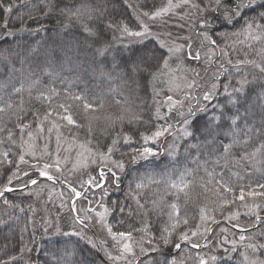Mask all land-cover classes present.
<instances>
[{"label":"trees","instance_id":"1","mask_svg":"<svg viewBox=\"0 0 264 264\" xmlns=\"http://www.w3.org/2000/svg\"><path fill=\"white\" fill-rule=\"evenodd\" d=\"M10 2L15 5L12 13H5L0 8V53H4L0 56V95L5 98L12 95L14 109L0 119V127L7 125L16 131L17 135L13 137L15 144H0V153L10 151V158L14 163L17 162L18 155L23 152L22 138L15 125L18 122H32L31 128L25 131L23 137L28 131L35 129L37 123L33 111L38 110L40 116H44L49 108L48 104L37 99V96L41 91L48 93L55 89L57 95L52 97L54 111L49 120L44 121V127L52 126L54 121L61 125L58 131L65 138L79 142L89 141L94 148L105 154L108 148L112 147L113 160L124 161V171L121 174L116 172L119 176L118 182L113 181L109 173L103 189L85 184L87 191L77 199V207L81 205L87 209L100 210L106 206L112 210L107 222L113 226V230L131 231L134 242L142 241L144 246L150 249L148 253L138 256L133 264H171L173 260L176 264H199L195 255L191 257V262L183 258L190 259V254L183 256L189 241H185L179 249L175 248L174 244L183 242L178 238L179 233L187 232L191 237L192 232L198 230L202 208L206 210L207 215L215 219V222L210 220L212 225L216 223L210 237L216 234L220 225L230 228L239 224L242 228H247L258 223L252 233L259 232L264 225V197H246L245 201L236 200L234 203L225 204V199L230 198L232 194L220 188V184L226 183L238 195L240 188L247 191L249 186L256 188L258 183H264V155L257 154L249 160H241L243 151L239 146L233 147L228 155L223 153L220 146L231 143V121L228 117L237 113L244 119L237 122L239 127H233H237V131L245 126L254 128L255 139H259L260 130L264 127V75L259 76L261 74L249 66L253 72L248 76L250 78L246 77L249 81L244 84L243 91L235 93L231 86L240 88L238 79L243 75L235 67L222 64L218 79L219 92L208 102L205 111L191 118L188 131L193 135L184 136L178 142L177 149L171 152L164 148L170 133L161 136L159 144L157 138L155 141L150 139L147 144L143 139L152 137L161 126L169 125L166 116L161 119L156 113L151 87L153 77L148 72L132 75L128 73L133 62L146 51L157 58L150 61V71L157 73L163 65V60L159 58L166 59L167 51L153 38L144 39L128 47L116 45L117 30L120 29L121 23L127 24L134 31L141 30L134 14L137 5L143 10L151 11L153 5L160 7L166 0ZM82 5L96 9L94 18H76L71 15ZM247 15L253 16L255 13L248 12ZM5 22L8 24L7 29L4 28ZM109 23L114 27H108ZM85 25L97 35L89 36L84 30ZM239 30L240 24L228 25L215 21L212 26V38L217 39V43L223 48L225 39L220 35ZM102 47L108 49L103 56L97 52ZM262 47L264 45L259 43L253 44L251 48L246 46L241 49L245 51L244 54L234 56L233 59L237 61L245 57L254 58L255 53ZM30 78L39 80L31 94L25 90L21 95H15L13 88L19 87L21 82L27 84ZM226 86L232 89L231 97L228 93H223ZM75 94L84 96L89 102L102 103V107L86 112L80 101L70 98ZM21 103L22 109L15 107ZM61 103L70 106L73 118L78 121L80 127L64 126L66 122L61 121L55 114L56 111H62L57 107ZM221 113L225 114L224 119H215L219 118ZM218 124L221 125V131L216 134L215 145L210 146L204 141L202 130L206 125L215 128ZM5 135L6 133H0V137ZM125 136L130 137L128 142L123 139ZM113 140L118 141L114 146ZM142 147L153 148L156 155L146 160L131 162L130 157L136 154L133 149ZM247 150L251 152L253 148L249 147ZM25 159L28 160L27 157ZM28 161L29 164H20L19 167L28 170L31 178L37 179L38 172L30 167L34 162ZM9 167H0V184L6 183L5 177L9 174ZM20 176V180L13 182L15 190L0 197V205L7 200V205L12 206V213L0 223V256L4 255L3 246L7 244L8 250L20 258V264H120L107 258L103 245L98 248L97 238H106L109 244H114L103 227L99 229L96 223L86 220L87 226L81 225L85 231L82 236L71 233L73 229L66 222L68 214L62 211L55 197L49 196L47 190L39 193L41 199L35 201L38 212H34L30 198L23 195L20 189L28 177L23 176L22 172ZM83 177L81 183L90 177L99 179V172L91 170ZM181 177L189 185L183 192L170 186L173 183L179 184ZM61 180L81 190L80 184L72 183L64 177H61ZM138 183H142L144 187L137 188ZM59 186L70 192L68 188ZM172 204L177 205L180 216L186 218L188 223H181L177 227L172 233L171 243L159 244L158 250H152L148 240L155 237L158 242L164 230L170 229L174 223V220L170 219ZM245 204L248 206L245 207ZM253 204L259 205L256 209L262 216L259 221L256 220V215L249 211ZM120 208L124 211L120 212ZM21 209L23 211L20 213ZM70 214L71 217L75 215L73 212ZM48 216L56 221L58 218L62 219L58 222L61 224L58 226L59 232L54 225L46 227ZM235 231L237 239L241 234H248L242 233L241 230ZM21 236L23 243L19 242ZM89 240L96 241V247H93ZM257 241L259 245L262 244L260 236ZM25 246L30 251H23ZM206 246L207 243L200 251H204ZM222 247L225 250L214 256L215 260L205 256L208 264H242L240 247L229 256L224 255L233 248L229 244H223ZM258 255L264 260V254Z\"/></svg>","mask_w":264,"mask_h":264},{"label":"snow or ice","instance_id":"2","mask_svg":"<svg viewBox=\"0 0 264 264\" xmlns=\"http://www.w3.org/2000/svg\"><path fill=\"white\" fill-rule=\"evenodd\" d=\"M15 5L10 2V0H0V8H2L5 13H12L13 7ZM51 5L49 6V10H51ZM129 7H133L132 5H129ZM145 7H148L145 5ZM151 11L143 10L139 5H137L134 8V14L136 16V20L138 21V27L141 30L134 31L128 27L127 24H120V31L122 35L128 36V37H141L146 38L149 35H152L149 25L144 22V19L142 17L147 18L150 21L156 22V21H164L165 17L171 18L172 16H175L177 14V10H183L187 9V12L183 16H180L181 21H185V23H182L179 25L181 28L188 27L190 30L195 29L196 34L201 37L202 44L206 43L209 48V52H215L217 49L220 50V52L227 56L228 53L224 48H221L220 45L217 43V39L212 38V26L215 21H222L224 24L228 25H235L240 24V30L238 32H234V36H244L247 41H251V43H248V47H253V44L259 43L264 45V0H208L207 3H205V0H166L165 3H163L160 7L152 6ZM63 11V10H61ZM96 12V9H92L88 5H82L81 8L75 9L71 13L73 17L76 18H82L84 16H87L88 18H94V13ZM248 12H254L255 15L248 16ZM102 14V12H101ZM242 22V23H241ZM108 27H114L113 24L109 23ZM4 28H8L7 22L4 24ZM84 30L88 32L89 36L97 35V33L93 32L91 28H89L88 25L84 26ZM171 35V33H169ZM226 36L227 34H223ZM185 39H190V37H186ZM242 43L244 41H241ZM161 47H167L168 53H169V59L176 55L179 51L182 49H187L186 56L192 60L199 61L201 59V55L199 51H193L192 45L190 43L186 45H177L175 47L169 46L165 44L164 42H161ZM108 51L107 48H100L97 50L98 54L103 56ZM4 53H0V56H3ZM5 59L7 57L5 56ZM157 59L154 54L146 51L143 52L137 60L133 62V65L128 69L129 75L135 74V73H145L148 72L149 75L153 77V79L157 78V73L151 72L152 64L150 61ZM159 59L163 60V68L168 69L169 68V59H165L163 57H160ZM229 64H232L231 60H228ZM242 66H251L254 69H256L261 75H264V47L261 48V50L257 51L255 53L254 58H247L239 59L236 61V64L234 67L239 71ZM223 67V66H221ZM226 70V69H225ZM240 88H234L233 92L239 93L243 91L244 84L246 81H240ZM39 84L38 79H29V82L25 84L24 82L20 83L19 87L13 88V93L17 96L21 95L25 90L31 94V91L37 87ZM192 85L189 84L188 87H191ZM216 88V85H212V90L207 92L204 96V100H209L212 98L213 92ZM171 90V89H170ZM227 92V88L225 89ZM53 95H57L55 92V89H51L48 93H45L41 91L39 95L37 96V99L41 100L42 102H45L48 104L49 108L48 111L44 114V116H40V113L38 110L33 111L34 119L37 123V130L39 132L44 131V121L49 120V118L52 116L54 109L52 108V97ZM228 95L231 97L232 93H228ZM73 100H77L81 102V106L86 112L95 111L98 107H102V103H94L89 102L84 96L80 94H75L70 97ZM167 100L170 102L169 104V112L172 111L174 107H176L178 104H181V101L173 100L172 96H168ZM16 108L22 109V103L15 105ZM62 111H56V115L59 117L61 121H65L67 126H74V127H80L81 125L78 123L76 119L73 118V114L70 111V106L65 105L63 103L59 104L57 106ZM14 109V101L12 98V95H8L7 98L5 96L0 95V119L3 118V116H7L10 111ZM157 114L159 116V110H157ZM194 115V111L191 107L188 109V116L191 117ZM225 117L224 113H221V116L219 118H215L217 120H223ZM163 119V117H160ZM22 119V118H18ZM228 119L231 121V124L229 127L231 128V135H232V141L228 144H221V150L225 155H228L233 147L239 146L242 151L243 155H241V160H249L250 158H254L257 154L264 155V127L260 130V136L259 139L256 140V131L255 129H249L246 126L243 128H239V131H237V122L239 120H243L244 117H241L238 113L233 114L232 116L228 117ZM31 121L30 122H18L15 125V128L19 130V135L21 138L23 137L26 130H29L31 128ZM183 123L187 126L189 124V119L186 117L183 121ZM60 124L52 122V127L56 128L57 130L60 128ZM237 126V127H233ZM52 127L48 129V132L50 133L52 131ZM171 128V125L167 126H161L157 129L156 132L153 133L152 137H144L145 144L151 139L155 141L156 138L161 137L165 135V133L169 132V129ZM91 131V129H89ZM184 136H191L193 135L192 132L188 131V128L185 127L182 129ZM221 131V125H217L215 128L206 125L205 128L202 130V135L204 138V141L208 143L210 146H214L216 143V134ZM0 133H6L5 136L0 137V144L5 143H12L15 144L16 141L13 140V137L17 135V132L14 131L12 128H8L7 125H4L0 127ZM28 136L32 138V132L28 131ZM238 137V138H237ZM125 142H128L130 140V137L125 136L123 138ZM59 141L60 136L59 133L57 135V147L59 149ZM117 140H113V146L117 143ZM27 143V142H26ZM45 146V152L44 155L51 156V153H48ZM195 147V146H194ZM249 147H252L253 150L249 152L247 149ZM34 145L27 143V146L23 153H20L18 155L17 162L14 163V161L10 158V151L5 150L4 152L0 153V167L4 166H10L8 168L9 174L6 175V183L0 184V197H4L6 193L14 191L13 182L14 180H20L21 176L20 173H23V176H27L28 180L23 182V186L25 188L28 187L29 184L31 185H38L40 181L37 179H33L30 176V173L28 170H22L20 169V164H29L30 162L25 159V155L29 154L31 156H35V151L33 150ZM113 148L109 147L107 155L101 154L103 158L107 160H111V154H112ZM133 152L136 153L135 155L130 157L131 162H136L137 160L144 159L146 160L149 156H155L156 153L153 151V148L151 147H142V148H136L133 149ZM111 163L113 167L116 169L123 171L125 165L124 161H116L111 160ZM239 163V161H237ZM107 166V165H105ZM31 168L35 169L38 172V175L41 177L46 178L48 181L56 182L59 177L53 175L49 170L55 169L56 172H62L61 169V161L59 159V154L57 150V158L52 160L51 163L45 162L43 164V167H37V164H31ZM111 173V177L113 181L118 182L119 176L116 172L112 171V168H108V172H105L103 168L99 172V179L96 177H90L87 181L80 184V189L78 190L77 187H75L73 184L68 183L67 186L70 190L71 196H75L76 198H80L85 195V192L87 189H85V184L95 187V188H101L103 189L104 183L106 182V178L108 174ZM67 183V181H65ZM172 188L177 189L180 192H183L184 189L188 188L189 185L184 181V178L181 177V181L179 184L173 183L170 185ZM137 188H142L144 185L142 183H138L136 185ZM220 188H223L225 192L231 193L232 196L230 198H226L224 203L230 204L234 203L236 200L245 201L246 197L249 198H255V197H264V183H258L256 188L262 189L261 191H257L256 188H252L251 186L248 187V190L246 191L244 188H240L238 195L233 192V189L228 186L226 183H221ZM69 197V201L71 204L70 210L74 213H76L73 217V224L74 225H84L86 220H90L91 217L88 216L89 211H94V209H86L84 210L83 217L80 215L79 212L76 211V201L74 199ZM4 203L7 205L8 201L4 200ZM142 207V205H140ZM248 205L245 204V207ZM172 213H170V219L174 220V223L171 225L170 229H165L164 233L161 234L159 237V241H156L155 237H151L148 240V244L152 246V250H158L159 244L168 245L171 243V236L172 233L176 231L177 227L183 223L184 225H187L188 220L186 218H182L180 216V210L177 207L176 204L171 205ZM259 208V205L253 204L252 207L249 209L250 212H253L256 215V220H261V217L259 213L256 211V209ZM23 211V209H21ZM111 211L108 207L104 206V211L102 213H97V217L99 218V223L103 227V229L106 231L109 237H111V240L113 241L114 245L116 246V250L118 252L117 255L113 256L111 252H107L106 255H108V258L114 262L116 261H124L125 264H133V261L128 260V255H132L135 257L136 253L133 250V233L131 231H121L119 229L113 230V226L107 222V216L111 214ZM120 212H123L124 209L120 208ZM201 221H206L208 219H212L213 222H215L214 217H210L206 214L205 209H201ZM238 215V213H237ZM255 227V225H253ZM234 227H241L239 224L234 225ZM142 231H146V229H141ZM209 229H205V231H208ZM47 231V229H45ZM56 231L59 232L60 229L57 226ZM247 228H241V232H247ZM67 235V233H65ZM75 235H81L82 233L80 231H77L74 233ZM196 232H192V235H196ZM261 236H264V232L260 234ZM178 238L180 241H189L190 237L187 232H182L178 234ZM240 241H244L248 239L245 235L241 234L239 237ZM19 242L23 243V237L21 236L19 238ZM225 242H227L225 240ZM89 243L92 244L93 247H96V244L93 243L91 240H89ZM233 243V249L235 250V244L236 241H232ZM4 255L0 256V264H20V258L17 255L12 254L10 250H8V245L5 244L4 246ZM174 247L179 249L181 247V243L177 242L174 244ZM193 248H199V243H192ZM247 248H250L252 253L255 255L256 253L260 252L261 254H264V244H249L246 246ZM23 251H30V249L27 248V246L24 247ZM141 253H145V249L141 247L140 249ZM213 260H215V257H212ZM244 259L248 262V264H264V260H259L256 258L249 259L248 256H245ZM199 264H208V261L205 260L203 257H198ZM171 264H176V261L173 260Z\"/></svg>","mask_w":264,"mask_h":264},{"label":"rangeland","instance_id":"3","mask_svg":"<svg viewBox=\"0 0 264 264\" xmlns=\"http://www.w3.org/2000/svg\"><path fill=\"white\" fill-rule=\"evenodd\" d=\"M207 2L208 0H205V3ZM185 12H187V9H183V10L178 9L177 14L175 16H172L171 18L165 17L164 21L158 20L156 22L150 21L147 18L142 17V19H144V22L149 25L150 31L152 33V35H149L146 38L128 37L122 35L120 29L117 30L118 31L117 40H116L117 46L121 45L123 47H128L144 39L153 38L159 43L160 46H161V42H164L165 44L173 47L177 45H186L190 43L192 45L193 51L200 52L201 59L199 61H195L188 58L185 54L187 51L186 48L182 49L181 51L176 53V55L172 56L169 59L168 48L163 47L167 51L166 59H169V68L164 69L162 65L161 69L157 72V78L156 79L152 78L151 81V87L153 92V103L154 106L156 107V113L157 110H159L158 117L166 116L168 118L169 125H171L169 132L166 133V134L170 133V135L168 136L164 145L165 150L171 152H174V150L177 149L178 142L184 137L182 129L187 127L189 130V124L191 118L194 115L205 111L208 102L213 97H215L219 92L218 79L220 78L221 75V65L224 64L226 66L234 67V65L236 64V61L233 59L234 56L243 55L245 51H241V49L246 47L248 43H251V41H247L244 36L237 37L234 36L233 35L234 32H232L231 34H227L226 36L220 35L225 39L224 42L225 46L223 48L227 51L228 53L227 56H224L219 49H217L214 53L209 52L208 45L206 43L202 44L201 37H199L196 34L195 29L190 30L188 27L181 28L179 26L182 23H185V21L180 20V16H183ZM169 33H171V35H169ZM186 37H190V39H185ZM241 41L244 42L242 43ZM229 49L231 51H229ZM247 52L248 54L250 53L249 51ZM228 60H231L232 64H229ZM252 68L249 69V66H242L240 68V71L243 77L242 78L239 77L238 81H242V80L249 81L247 80L246 77H248L250 74L253 73L252 71H250ZM262 77L264 79V76ZM189 84H191L192 86L188 87ZM213 84L216 85V88L213 92L212 98L209 100H204L203 96L207 92L213 91L212 90ZM226 88H227V92L224 91ZM226 88L223 90L224 91L223 93H230L232 92V89L237 87L231 86L232 88L231 90H230V86L228 87L226 86ZM168 96H172L173 100H178L182 102L181 104H178L176 107H174L171 112H169L170 102L167 100ZM189 107H191L194 111V115L191 117L188 116ZM186 117L189 119V124L187 126L183 123ZM50 127L52 126L49 127L45 126L43 132H39L36 127L35 129L30 130L32 132V138L28 136L27 134L28 132L25 134L24 137H22V141H21L22 152H24L27 143L34 145L33 150L35 151V156L33 157L29 154H26L25 157H27L28 160L30 161L33 160V162L37 164V167L42 168L45 162L51 163L52 160L56 159L57 150H58L59 159L61 161L62 172H56L55 169H50L49 171L53 175L58 176L59 179H61V177H64L65 179L77 185L81 184L82 182L81 179L84 178L83 176L86 175L91 170H95V172H100V170L103 168L105 172H108V168H112V171L117 172L118 174H121L124 171V169L123 171H120L115 167H113L111 163V160H113V158L111 157V160L106 161L101 154L104 155L107 154L98 151L96 148L93 147V144L90 143L89 141L79 142V141L70 140L62 136L60 132L54 127H52V131L49 133L48 129ZM58 133L60 136L59 149L57 147ZM160 140L161 137H158L157 144H159L158 141ZM45 146H47L46 150L48 153H51V156L44 155ZM37 176L38 178L40 177L39 175ZM45 181L47 180L40 182L38 185L30 184L27 188H25L23 185L20 186L23 195H26L28 199L30 198V205L33 207L34 212H38L37 207H35L36 205L35 201L37 202L39 199H41L39 193L45 192L47 190L48 195L55 197V201L62 208V211L68 214V216L66 217V222L73 229V232L71 233L80 231L82 233L81 234L82 236L85 233L84 228L81 225H74L70 214V212L72 213V211L70 210L71 204L69 201V197L71 196V193L61 188L58 184L53 183L52 181H47V182ZM77 199L79 198H76L75 200L76 211L79 212L80 215L83 217L84 210H86L87 208L81 207V205L80 206L78 205L77 207ZM11 210H12L11 205H6L5 203L0 205V223H3L6 220ZM103 211L104 208L100 210H94L88 212V216L91 217L90 221L96 223V226L99 229H102V226L98 222L99 218L97 217L96 214L102 213ZM61 220H62L61 218H58L56 221L55 219L53 220L48 216L46 222L48 226L46 224L45 225L48 228L54 225L56 228L57 226H61V224L58 223ZM210 220L211 219H208L206 221H200L199 228L196 231L197 234L192 235L190 237L189 246L184 249V253H183V256L189 254L191 255L188 256L190 259L183 257L186 261L188 260L190 262L193 261V259L191 258L194 257L193 255H195L197 259L198 257H203L205 260L208 261V259H212V257L220 255L221 251L225 250L222 247L223 244H229L233 248L232 241H236L235 250L237 247H240V250L242 252L241 253L242 264H248V262L244 259L245 256H248L249 259L256 258L262 260L258 255V253L260 252L254 255L251 249L247 248L246 246L249 244L259 245V242L257 241L259 236L262 238V244H264V236L260 235L262 232H264V225L259 230V232L256 233H252V232L253 229L258 227V225H256V227L252 228L251 230H248L247 231L248 234L246 235L248 239L244 241H240V239L235 238L236 237L235 230L237 229L241 230L242 227L237 228L232 226L233 228L232 227L229 228L220 225L218 230L216 231V234L210 237L212 233L211 231L209 237L207 238V240H205L210 230V226H212V222ZM250 227L251 226L247 228ZM206 228L209 230L205 231ZM225 240L227 242H225ZM98 241L100 246L103 245V250L105 253L107 250V252H111L113 256L118 254L116 250V246L114 244H109L106 238L103 240L100 239ZM92 242L96 244V241L92 240ZM132 243H133V250L136 253V255L135 257H133L132 255L129 254L128 260L133 261L134 263V261L137 259L138 256L148 253L150 249L145 247L142 241L134 242L133 240ZM192 243H199L200 247L193 248ZM205 243H207L206 246L207 248L204 251H200L201 247H203ZM141 247L145 249V253H141L140 251ZM235 250H232L231 252L229 251V253H226L224 256L232 255V253ZM193 252H195L196 254H194ZM205 256H208V259L205 258ZM112 262L125 264L124 261H116V262L112 261Z\"/></svg>","mask_w":264,"mask_h":264},{"label":"water","instance_id":"4","mask_svg":"<svg viewBox=\"0 0 264 264\" xmlns=\"http://www.w3.org/2000/svg\"><path fill=\"white\" fill-rule=\"evenodd\" d=\"M37 179H45V180H47L46 178H44V177H39V178H37ZM56 183L57 184H59V185H62V186H64V187H66V188H68V186H67V184L68 183H66L65 181H63V180H61V179H58L57 181H56ZM30 185V184H29ZM28 185V186H29ZM24 188V187H23ZM69 189V188H68ZM72 199H74V200H76V197L75 196H72ZM76 214V213H75ZM260 217H262V216H260ZM225 222H226V220H225ZM216 224V223H215ZM255 227H256V225H255ZM212 228V227H211ZM252 228H254V226H252V227H250V228H247L248 230L249 229H252ZM210 233H211V229H210V231H209V233H208V235H207V237L205 238V240H207V238L209 237V235H210ZM185 242L183 241V242H181V246L184 244ZM97 244H98V248L100 249V244H99V241H98V239H97ZM137 261V260H136ZM135 261V262H136ZM108 264H111V263H109L108 262Z\"/></svg>","mask_w":264,"mask_h":264}]
</instances>
